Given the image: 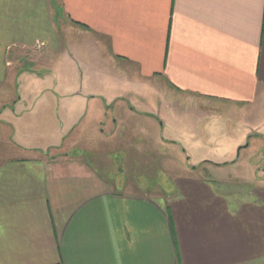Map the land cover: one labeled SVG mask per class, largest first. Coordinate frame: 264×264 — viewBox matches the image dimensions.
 Here are the masks:
<instances>
[{
	"label": "crops",
	"instance_id": "1",
	"mask_svg": "<svg viewBox=\"0 0 264 264\" xmlns=\"http://www.w3.org/2000/svg\"><path fill=\"white\" fill-rule=\"evenodd\" d=\"M162 89L169 110L251 115L264 0H0V264H264V165L250 142L204 159L231 171L245 149L243 168L181 178L168 198L84 159L125 136L155 141L144 123L163 122L133 104Z\"/></svg>",
	"mask_w": 264,
	"mask_h": 264
},
{
	"label": "rangeland",
	"instance_id": "2",
	"mask_svg": "<svg viewBox=\"0 0 264 264\" xmlns=\"http://www.w3.org/2000/svg\"><path fill=\"white\" fill-rule=\"evenodd\" d=\"M85 58L90 60L91 57L86 56ZM165 92L167 94L164 93V89H162V93L158 90L159 95L155 96L152 91L145 96L144 101L133 104L135 109L141 111L145 116H154L153 119L156 116L163 122L161 124L156 118L154 119L156 122L147 119L146 123H144L146 127L142 126L146 128L145 131L149 130V125L151 129L152 127L155 128V141L154 138H149L152 143L147 145L145 144L146 138L125 136L122 139L118 138L123 143H119V147H117V143V148L112 150L111 153L106 154L98 150L92 153L85 152L84 159L97 165L103 175H106L108 171L112 172L114 180L117 182L123 181L137 184L136 187L141 194L165 198L169 197L174 183L181 178L209 176L210 174L221 176V174H229L234 172L233 170L243 168L245 166V157L248 155V151L244 152L245 149L241 153L239 165L234 166L231 171L225 165L222 169H218L212 165L207 166L211 163H205L207 162L205 161L206 159H214L216 161L220 157V153L222 155V150L235 147L238 141H242V144H240L242 148L250 142L252 147L260 149L261 151L257 152L255 160L264 165V160L261 159L264 155L262 154L264 150V95H259V101L253 108L251 115H248L247 112L246 115L248 116H245V111L243 110V116H215L214 111L206 112L201 116L202 112L199 108L186 104L184 100L180 102L182 105L179 104L177 109H167L163 103L164 97L170 98L172 94L168 89ZM130 96L136 99L134 95L131 94ZM177 96L180 98L186 97L184 94H177ZM58 109L57 105H55V110L57 111ZM125 113V110H122V116H125ZM108 115L110 116V111L107 112L106 116ZM55 118L58 120V116H55ZM159 131L161 132L160 138H162L160 141L157 136ZM87 140L88 136L85 141ZM91 141L93 143L98 141V139L97 137L94 139L90 138ZM72 145L66 144L67 147L74 148L69 153L71 155L77 154L75 152L79 148L75 149L76 146ZM99 146L101 145H97V147ZM138 147H145L144 152H136ZM101 148L103 147L101 146ZM107 159L111 163L110 170H107V167L102 169L98 164L100 162H106L105 164H107ZM189 163L194 167H201L194 170L189 167ZM203 164H206L207 167ZM133 187L131 186V192L134 191Z\"/></svg>",
	"mask_w": 264,
	"mask_h": 264
}]
</instances>
